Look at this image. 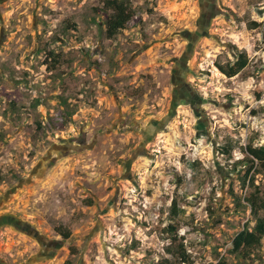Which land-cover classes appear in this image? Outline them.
Wrapping results in <instances>:
<instances>
[{"label": "rangeland", "instance_id": "374dc122", "mask_svg": "<svg viewBox=\"0 0 264 264\" xmlns=\"http://www.w3.org/2000/svg\"><path fill=\"white\" fill-rule=\"evenodd\" d=\"M128 1L108 39L101 0H0V264H264V239L225 252L264 218L258 166L257 211L236 205L264 145V0ZM175 196L185 262L157 230Z\"/></svg>", "mask_w": 264, "mask_h": 264}, {"label": "trees", "instance_id": "16d2710c", "mask_svg": "<svg viewBox=\"0 0 264 264\" xmlns=\"http://www.w3.org/2000/svg\"><path fill=\"white\" fill-rule=\"evenodd\" d=\"M104 13H107L105 20V35L108 39H112L120 31L127 28L128 23L134 16L133 8L128 0H101ZM259 24L252 21L249 23L250 28H256ZM51 56V54L49 55ZM248 65V59L244 52H238L236 59L232 62L214 63L217 71L226 78H232L239 74ZM225 154H228V149H223ZM243 161L246 165L243 176L241 177L242 190H249L248 194H241L236 196V205L248 206L250 212L255 213L259 206V188L255 186L256 167L264 169V145L253 146L247 144L244 147ZM181 198L175 196L171 200L169 207L170 223L165 227L158 228L161 234H166L171 239V243L176 248L175 255L182 262L186 261V253L181 237H177V220L181 212L178 207ZM248 223L242 225L241 230L226 244L225 252L240 256L243 260L251 259L255 256V251L260 247L261 240L264 239V218H258L253 227L249 228ZM63 239L70 237L68 230L60 228L56 229ZM72 254L75 250L71 248ZM157 264H176L171 259H161ZM217 264H226L225 259L220 258Z\"/></svg>", "mask_w": 264, "mask_h": 264}]
</instances>
